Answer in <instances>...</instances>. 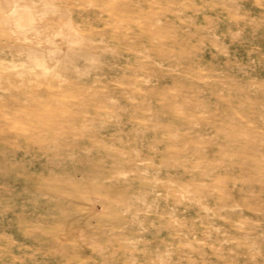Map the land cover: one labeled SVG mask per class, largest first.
<instances>
[{
  "label": "rangeland",
  "instance_id": "obj_1",
  "mask_svg": "<svg viewBox=\"0 0 264 264\" xmlns=\"http://www.w3.org/2000/svg\"><path fill=\"white\" fill-rule=\"evenodd\" d=\"M55 1L81 43L0 23V264H264V0H158L152 43Z\"/></svg>",
  "mask_w": 264,
  "mask_h": 264
},
{
  "label": "bare ground",
  "instance_id": "obj_2",
  "mask_svg": "<svg viewBox=\"0 0 264 264\" xmlns=\"http://www.w3.org/2000/svg\"><path fill=\"white\" fill-rule=\"evenodd\" d=\"M160 1V0H159ZM162 2V1H160ZM166 2V1H164ZM156 3H158V0H86V6L83 4V6L86 7V11H87V16H84L85 14L83 13L84 16V22L85 23H93L97 21V18H94V14L97 15L96 13H103L105 15V18H101L104 19L102 21L103 24L109 25V26H113V27H117V23H118V27L119 24L124 25L127 30L131 29L133 30V33H113V32H109L108 30L100 33V36L103 38L104 42L107 43V41H110L111 39H119V38H126L128 36H131V38H133V42H135L136 40H142L144 43H148L151 42L152 43V39L154 37L161 36L162 37V33L161 35L157 34V31L154 28V24L157 23V14L160 12V7L156 8ZM162 4V3H161ZM172 4V3H171ZM171 4H169L171 6ZM184 4V3H183ZM163 5L165 6V4L163 3ZM182 6V4H180ZM35 7H39V9L41 11L42 14L46 15L48 13V15L52 16V20L51 18L46 20V21H40L41 18H43V15L41 16V13L37 14ZM171 8V7H170ZM10 9V13H7L6 15L2 14L4 11H9ZM174 9V8H173ZM171 11V10H170ZM168 12V11H167ZM93 13V14H91ZM163 13V10H162ZM161 13V14H162ZM183 15V14H182ZM162 16V15H161ZM178 16V15H177ZM164 17V16H163ZM160 18V17H159ZM166 18V16H165ZM69 19L68 16V10L64 7H62L58 2H56L55 0H0V23H2L4 25V29L5 31H11L13 34L14 32L16 34H24L25 32H27L29 29L34 30L36 33L40 34L41 32H43V28L45 27H51L52 28V34L53 35H57L61 42L63 43H71V35H74V42L75 43H81L83 41V34H80L78 32L74 33V34H69L67 32V28H65L64 23ZM167 19V18H166ZM174 19V18H173ZM173 19L171 21H173ZM178 19V18H177ZM180 19V16H179ZM49 20H51L52 22H50ZM165 20V19H164ZM163 20V22H164ZM169 21V20H168ZM160 22V21H158ZM174 22V21H173ZM51 23V24H50ZM55 23V26L53 27L52 24ZM71 23V22H70ZM167 23V22H166ZM169 24V23H168ZM173 24V23H172ZM123 26V27H124ZM164 25H162L163 28ZM71 27H73L71 25ZM139 29H138V28ZM166 27V26H165ZM28 29V30H27ZM167 29V28H166ZM160 30H164L160 29ZM113 31V30H112ZM168 31V30H167ZM10 32V34H11ZM123 32V30H122ZM127 32V31H126ZM95 35V34H94ZM167 35V34H166ZM165 35V36H166ZM168 36V35H167ZM164 37V35H163ZM130 38V37H129ZM128 38V40H129ZM158 39V38H157ZM170 39V38H169ZM182 39V38H181ZM160 40V39H159ZM113 41V40H112ZM154 41V40H153ZM156 41V40H155ZM154 41V42H155ZM172 41V39H171ZM115 42V41H114ZM121 42V41H120ZM126 42V41H125ZM157 42V41H156ZM160 42V41H159ZM163 42V41H162ZM161 42V43H162ZM173 43H175L176 41H172ZM123 43V41H122ZM127 43V42H126ZM158 43V42H157ZM177 44V43H176ZM152 45V44H151ZM163 45V44H162ZM109 46H112L111 44ZM130 47V46H129ZM136 47V46H135ZM161 47V46H160ZM169 47V46H166ZM164 47V49L166 48ZM134 48V47H133ZM143 48V46H142ZM151 48V47H150ZM172 48V47H171ZM181 48V47H180ZM130 49V48H129ZM132 49V48H131ZM159 49V48H158ZM183 49V48H182ZM185 49V48H184ZM123 50V49H122ZM136 50V49H135ZM151 50V49H150ZM138 53H140L139 50H137ZM148 51V50H147ZM181 51V50H179ZM185 51V50H184ZM126 52V51H124ZM152 52V51H151ZM5 53V52H4ZM150 52H148L149 54ZM158 53V52H157ZM183 53V52H182ZM186 53V52H185ZM2 54V53H1ZM125 54V53H123ZM168 54V51H167ZM139 55V54H138ZM154 54H152L153 56ZM158 55V54H157ZM163 55V54H162ZM180 55V54H179ZM182 55V54H181ZM144 56V55H143ZM159 57V56H158ZM166 57V55H165ZM144 58V57H142ZM29 60L27 61V64L24 65V62L20 61L19 63L15 62L12 63V61H10V65L9 68H14L16 65H21L19 67H21L22 72H26V74H30V75H36V78L39 77L38 75L42 73L41 70H37L32 72L31 69L33 67H37V68H41L43 67L42 62L37 59V58H33L30 57L28 58ZM178 59V58H177ZM180 60H184V59H180ZM1 62V61H0ZM9 64V63H8ZM145 64V63H144ZM122 77V76H121ZM124 78V77H123ZM129 79V78H128ZM35 82V81H34ZM21 83V82H20ZM162 91V90H161ZM156 95V94H155ZM154 95V96H155ZM139 96V95H138ZM158 96V94H157ZM156 96V97H157ZM140 98V97H139ZM159 98V96H158ZM160 103V102H159ZM162 105H160L161 108ZM168 107V106H167ZM155 108V107H154ZM157 108V107H156ZM159 109V107H158ZM165 111V110H164ZM172 111V110H171ZM158 112V111H157ZM176 113V112H175ZM172 115V113H171ZM174 115V114H173ZM206 125H208L206 123ZM210 125V124H209ZM225 134V133H224ZM227 134V133H226ZM178 135V134H177ZM230 135V134H229ZM227 136V135H226ZM221 137V136H220ZM230 137V136H229ZM233 137V136H232ZM214 137H212L213 139ZM222 138V137H221ZM227 138V137H226ZM182 139V138H181ZM180 139V140H181ZM211 139V140H212ZM230 139V138H229ZM228 139V141H229ZM186 140V139H185ZM204 140V139H203ZM205 141V140H204ZM210 141V140H209ZM184 142H187L184 141ZM191 142V141H190ZM218 142V141H216ZM181 143V142H180ZM244 143V142H242ZM201 144V143H199ZM204 144V143H203ZM213 146H217L214 143H211ZM218 144H220L218 142ZM223 144V142L221 143V145ZM245 144V143H244ZM178 145V144H177ZM180 145V144H179ZM178 145V146H179ZM191 145V143H190ZM226 145V143H225ZM242 145V144H241ZM258 145V143H257ZM223 146V145H222ZM221 146V147H222ZM228 146V145H227ZM231 146V145H229ZM259 146V145H258ZM181 147V146H180ZM194 147V146H193ZM192 148V147H191ZM200 148V147H199ZM209 148V147H208ZM247 148V147H246ZM255 148V147H254ZM173 149V148H171ZM189 149V148H188ZM195 149V148H194ZM213 149V148H212ZM227 149V148H225ZM232 149V148H231ZM243 149V148H242ZM169 150V149H167ZM165 150V151H167ZM175 150V149H174ZM211 150V149H210ZM219 150V149H218ZM230 150V149H229ZM237 150V149H236ZM244 150V149H243ZM250 150V149H249ZM261 150V149H259ZM164 151V152H165ZM171 151V150H169ZM188 151V150H187ZM185 151V152H187ZM190 151V150H189ZM193 151V150H192ZM225 151V150H224ZM246 151V150H245ZM264 151V150H263ZM184 152V151H183ZM191 152V151H190ZM223 152V151H222ZM238 152V151H236ZM251 152V151H250ZM254 152V151H253ZM252 152V154H253ZM206 153V152H205ZM208 153V152H207ZM255 153V152H254ZM263 153V152H262ZM160 154V153H159ZM163 154V153H162ZM171 154V153H170ZM192 154V153H191ZM196 153H194L195 155ZM210 154V153H209ZM208 154V155H209ZM224 154V153H223ZM227 154V153H226ZM225 154V155H226ZM247 154V153H246ZM251 154V155H252ZM264 154V153H263ZM200 155V154H199ZM215 155V154H214ZM255 155H257L255 153ZM253 155V156H255ZM162 156V155H161ZM164 156V155H163ZM162 156V157H163ZM176 156V155H174ZM179 156V155H178ZM186 156V155H184ZM188 156V155H187ZM191 156V155H190ZM232 156V155H231ZM238 156V155H236ZM249 156V155H247ZM196 157V155H195ZM195 157L193 156V158L195 159ZM218 157V156H217ZM215 157V159L217 158ZM241 156H239L238 158H240ZM257 157V156H255ZM260 157V156H259ZM164 158V157H163ZM163 158H159V159H163ZM166 158V157H165ZM187 158V157H186ZM197 158H198V154H197ZM196 158V159H197ZM199 158H201L199 156ZM220 158V157H218ZM225 158V157H223ZM222 157L220 159H223ZM242 158V157H241ZM245 158V156H244ZM254 158V157H253ZM167 159V158H166ZM170 159V158H169ZM184 159V158H183ZM252 159V158H251ZM261 159V158H260ZM182 160V159H181ZM210 160V159H208ZM219 160V159H218ZM230 161V159H228ZM263 160V159H262ZM163 161V160H162ZM171 161V160H170ZM183 161V160H182ZM181 161V162H182ZM185 161V160H184ZM188 161V160H186ZM189 161H191L189 159ZM211 161V160H210ZM234 161V160H233ZM247 161V160H246ZM251 163V160H249ZM205 162V160H204ZM219 162V161H217ZM231 162V161H230ZM253 162V161H252ZM165 163V160H164ZM184 163V162H183ZM188 163V162H186ZM190 163V162H189ZM203 163V162H202ZM225 163V162H223ZM229 163V162H228ZM234 163V162H233ZM238 163V160H237ZM237 163H235V166H237ZM166 164V163H165ZM174 164V162H173ZM243 164V163H242ZM259 164V163H258ZM168 165V163L166 164V166ZM180 165V164H179ZM178 165V166H179ZM217 165V164H215ZM224 165V164H222ZM221 165V166H222ZM226 165V164H225ZM230 165V164H229ZM234 165V164H233ZM250 165V164H248ZM247 165V166H248ZM246 166V165H245ZM244 166V167H245ZM253 166V165H252ZM205 167V166H204ZM220 167V166H218ZM233 167V166H232ZM238 167V166H237ZM251 167V166H250ZM211 168V167H210ZM215 169V168H214ZM213 169V170H214ZM212 170V169H211ZM215 171V170H214ZM222 173V172H221ZM212 175V174H211ZM224 177V176H223ZM227 177V176H225ZM220 178V177H218ZM222 178V177H221ZM183 184V183H182ZM219 184V183H217ZM183 186V185H182ZM218 187V186H216ZM186 188V187H185ZM183 190V188H181ZM188 189V187H187ZM186 191V189L184 190V192ZM224 191V190H223ZM216 192V191H215ZM225 192V191H224ZM186 194V193H185ZM218 194V193H217ZM216 194V195H217ZM227 194V192H226ZM225 194V195H226ZM182 196V195H181ZM220 196V195H219ZM217 195V197H219ZM229 196H231L229 194ZM183 199V198H182ZM224 199V198H223ZM223 199H221L222 201H224ZM219 199V201H221ZM197 203V202H196ZM208 210V209H206Z\"/></svg>",
  "mask_w": 264,
  "mask_h": 264
}]
</instances>
